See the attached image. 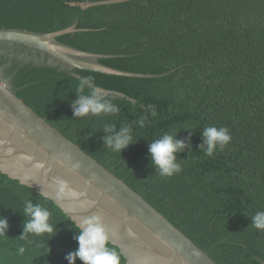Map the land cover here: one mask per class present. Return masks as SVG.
<instances>
[{
	"label": "trees",
	"instance_id": "trees-1",
	"mask_svg": "<svg viewBox=\"0 0 264 264\" xmlns=\"http://www.w3.org/2000/svg\"><path fill=\"white\" fill-rule=\"evenodd\" d=\"M84 1L0 0V29L46 33L75 24L78 30L56 41L109 55L97 60L116 69L159 76L65 67L46 52L0 40V79L217 264H264V231L250 220L264 210V0L70 4ZM81 78L135 102L107 96L121 109L116 115L73 118L76 95L90 94L93 88ZM82 82L87 85L83 92ZM141 117L142 128L136 123ZM107 124L116 130L131 125L133 143L121 153L104 146ZM209 126L227 128L231 135L211 157L200 147L201 132ZM165 133H176L186 145L177 153L181 171L171 177L155 173L149 159L150 142ZM28 199L49 209L55 235L20 237ZM0 217L8 223L0 235V264H69L65 257L78 247V226L70 217L1 171ZM75 264L82 262L77 258Z\"/></svg>",
	"mask_w": 264,
	"mask_h": 264
},
{
	"label": "water",
	"instance_id": "water-1",
	"mask_svg": "<svg viewBox=\"0 0 264 264\" xmlns=\"http://www.w3.org/2000/svg\"><path fill=\"white\" fill-rule=\"evenodd\" d=\"M118 1L122 0L70 4L87 8ZM76 30L75 24L46 33L0 29V40L46 52L65 67L129 77L159 76L116 69L97 60L109 55L56 41L57 36ZM81 80L104 97L135 102L121 91L95 86L86 78ZM38 163L43 167L37 169ZM0 171L52 200L77 226L85 217L100 216L115 232L110 243L119 249L126 264H217L142 195L25 104L1 79ZM56 177L64 179L79 195L58 199Z\"/></svg>",
	"mask_w": 264,
	"mask_h": 264
},
{
	"label": "clouds",
	"instance_id": "clouds-1",
	"mask_svg": "<svg viewBox=\"0 0 264 264\" xmlns=\"http://www.w3.org/2000/svg\"><path fill=\"white\" fill-rule=\"evenodd\" d=\"M87 87L83 82L80 91ZM120 108L113 104L111 100L104 96L95 88L90 90V94L76 95L75 107L73 108V118H83L86 116H109L116 115ZM148 110L152 117L157 115L155 109L148 105ZM141 128L145 126V119L141 117L136 122ZM106 135L103 137L104 146L114 152L121 153L129 144L133 143L131 125H123L116 130L114 125L104 126ZM203 144L205 155L211 157L216 150H222L231 141V135L227 128L209 126L203 129ZM176 133H165L160 138L153 140L149 144V159L155 168V173L162 177H171L181 171V165L177 162V153L185 148V143L175 138ZM37 169L43 167L36 164ZM57 186L58 196L64 195L76 197L79 193L69 188L67 182L59 177L54 178ZM23 214L27 217L23 225L22 239L28 235L43 236L55 235L54 225L50 223L51 212L41 204H33L30 199L24 202ZM251 225L258 231H264V210L255 212L250 217ZM8 223L0 217V235H5ZM78 235L75 237L78 247L74 252H69L65 257L69 264H75L78 258L82 264H122L120 252L110 243V236L114 237L115 232L105 226L102 218L98 215L85 217L79 224ZM20 254L25 252L21 246L18 249Z\"/></svg>",
	"mask_w": 264,
	"mask_h": 264
}]
</instances>
